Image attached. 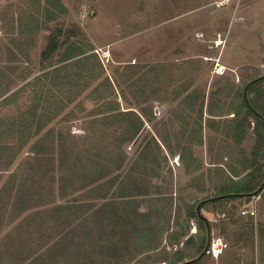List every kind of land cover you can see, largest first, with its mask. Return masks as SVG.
I'll list each match as a JSON object with an SVG mask.
<instances>
[{
  "label": "rangeland",
  "instance_id": "obj_1",
  "mask_svg": "<svg viewBox=\"0 0 264 264\" xmlns=\"http://www.w3.org/2000/svg\"><path fill=\"white\" fill-rule=\"evenodd\" d=\"M60 1L65 12L58 14L55 21L48 22L47 27L53 23V28L58 27L61 30L60 37L65 38L69 35L72 40H79L84 36V41L88 40L92 44L94 51L103 61L105 67L102 77L107 74L113 77L117 62L125 64L137 59L151 68V80H155L154 86L130 87L128 84H115V96L120 98L121 110L133 108L142 114L143 108L146 112H151L154 118L152 122L144 121L134 141L125 145L124 149L129 157L134 158L136 152L146 145L151 148L150 152L154 153L155 149L151 142L152 138L159 137L154 136L158 135L157 133L171 144L172 149L178 142L186 145V140L192 137L187 123L191 128L195 123L197 126L201 120L196 113L197 108L203 105L204 111L203 144L194 147L197 162L199 166L201 165L200 169L193 171L192 167H187L186 163L189 162L190 157L185 159V164H180L177 154L172 155L170 151L167 153V149L164 151L161 147L162 152L164 151L167 155V161L170 160L162 172L166 171L169 176L173 174L175 182L169 189H174V195L169 194L161 201H156L155 198L154 201L136 198L138 207L136 212L131 213L135 219L128 226L132 232H129L125 225L124 229L119 227L121 225L116 227L113 222L114 227L110 232H107L108 226L104 228V233L99 232L98 237H95L96 231H93V238L88 241L96 247L95 251L91 249V252L98 254L99 259L103 256L102 254H105L106 258L115 259L119 256L125 263H129L140 244L144 245L141 238L144 234L141 231L137 232L138 230L134 231V224L138 226L143 224L146 229L148 226L151 233L147 237L148 243L154 240L158 246L154 252H145V255L135 259L132 264H161L163 259L169 264H174L177 263L174 255L179 251L183 257L187 258L185 260L196 258L200 254L196 253L193 247L194 245L197 247V232H192L199 228V220L187 221L185 229L189 230L185 236L177 240L173 238L178 232L175 234L172 232L178 230V224L183 221V209L186 206L195 207L200 200L216 194H219L217 197L236 195L238 193H222L229 189H236L241 183L247 181V165L245 167L243 162L249 158L248 153L255 140L253 131L255 120L251 117L245 120L249 124L245 127V137L240 143L234 141V145L232 136L235 129L228 128V122L233 119V113H228L235 108V102H240L244 83L254 75L264 74V0ZM44 3V0H41V4ZM16 6H23V10L28 8V11L35 13L32 0H0V19L6 18L10 7ZM8 25L9 22L6 23V26ZM48 32L42 31L39 34V48L45 41L42 37ZM220 37L222 42L218 43L217 39ZM226 84L234 85L229 95L224 92ZM190 92L196 95L195 106L188 105L192 104L186 99ZM234 92L237 93L235 100L232 99ZM84 95L83 108L86 113L90 110H101L99 102L92 101ZM146 95L154 96L159 102H148L137 106L136 104ZM163 100L168 102L163 104L161 102ZM210 107L214 112L220 111L225 114L221 116L223 119L215 118L216 120L212 121L206 118ZM244 113L245 110L236 117L238 121H243ZM212 124L215 125L216 131L209 129V125L212 126ZM65 125L69 126L76 136L80 134L78 125L74 122H66ZM72 126L76 128L71 129ZM137 159L136 157V161ZM212 162H219L222 171L220 168L214 169ZM219 173L225 176L222 175V177L218 175ZM230 178L240 180L238 181L240 184L238 182H234L237 186L231 184L233 181L231 182ZM221 182L229 186L219 188L216 193V187ZM170 197H172V206L168 207L167 202ZM64 202L59 201L60 204ZM155 208H160V211L154 210ZM201 208V214L206 217L209 228L211 229V225H217V229L218 226H225L224 224L229 222L221 216L225 210L229 211L231 219L243 218L240 211L247 208V197L220 198L204 203ZM168 211L171 212V216L168 215ZM138 213L141 217L136 216V218L135 214ZM158 213L163 214L158 215ZM178 213L182 214L181 218L177 216ZM42 220L44 222L42 221L40 226L39 222L35 221L34 227H42L37 230L45 231L44 240L61 229L54 221H47L49 219L46 218ZM75 226L76 224L70 229ZM25 227L30 232L26 234L27 241L24 246L37 245V241L31 240V237L36 236L32 235V232L36 231L35 228L26 224ZM228 227L230 228L231 225ZM116 228L119 231H115ZM233 230H235L234 227H231L230 232L235 235L230 236L233 242H229L225 252L221 251L222 253L216 256L219 261L225 260L230 253L233 254L235 261H238L246 250L243 248V242L238 243V232ZM67 232L68 230H65V233ZM81 233V230H74L69 233V236L63 235L60 240L50 243L41 250L40 255H44L45 259L47 254L51 257L54 255L56 260L62 263L67 262V256L60 260L56 255L59 254L61 247H64L65 253H69L74 243L76 245L84 239ZM113 234L116 237L114 243L111 240ZM36 238L38 239L37 236ZM187 238L189 241L184 243ZM212 239L210 230V244L217 241V238L215 241ZM98 243L104 249H98L100 246ZM69 244H71L70 247H68ZM215 247H220L219 243L215 244ZM212 258H214L213 255L206 252L189 264H203V262L208 264Z\"/></svg>",
  "mask_w": 264,
  "mask_h": 264
},
{
  "label": "crops",
  "instance_id": "obj_2",
  "mask_svg": "<svg viewBox=\"0 0 264 264\" xmlns=\"http://www.w3.org/2000/svg\"><path fill=\"white\" fill-rule=\"evenodd\" d=\"M39 2L40 7L35 9L37 3L33 1L35 13L28 11V8L23 10V6L10 7L7 17L3 18V20L0 19V152L9 154V159L15 154L11 165L6 166L4 163L5 159L2 162L0 161V168L7 169V171L1 173L2 175L0 177V264H18L21 261L23 262L22 264H132L135 259L145 255V252L149 253L155 251L158 245H156L154 240L150 243H148V239H146V241L144 240V245L140 244L139 249H137V252L133 255L129 263H125L123 258L119 256L115 259L106 258L105 254H102L103 257H101L100 260L95 253L91 252V249H95L96 245L86 240L80 241L76 245H74V243L69 253L63 251L64 247L59 249V254L57 253L56 256H59L60 260H63L64 256H67L68 260L65 263L56 260L54 255L51 257L50 254H47L46 259L44 255L39 256L42 251L30 259L25 255L27 249H33L37 247V245L24 246V241H27L26 234L30 231L25 227V224L28 225L27 222H22L28 214L44 209L45 207L24 210L18 213L19 215L16 211H13L11 203L12 194L10 188L6 187V185H11V182L8 181L10 172L21 162H24V167H33L36 170L44 168L45 160L43 157L38 158L37 152H44L45 150L47 152H58L60 149L59 134L61 129L68 128L69 132L76 136L74 132H71L72 130H70V127L65 125L66 122H74L78 125V131H80L79 135L84 134L82 130V120L86 115L91 113L92 110L87 111V113L85 112L83 108V95L86 93L84 95L85 97L90 98L92 101L99 102L101 110H104V105L110 101L111 105H114L115 108H119L120 111L132 112L135 125L138 127L134 139L141 131L144 121L147 120L152 122L154 119L152 113L146 112L143 108L141 109L142 114L133 108L121 110L119 107L121 104L120 98H116L115 96V84H128L130 87L154 86L155 80H151V68L149 66L146 67L144 63L137 59L130 60L125 64L117 62V64H115L117 66H115L113 77L109 76V74L102 77L105 66L100 56L94 51V48L83 55L66 60L62 59L66 50L68 52L70 44L85 42L84 36L79 40H72L69 38V35L65 38L63 36L60 37L61 30H59L58 27L53 28V23H50L47 27V23L55 21L58 15L53 19L46 20L42 11V6L44 4H41V0ZM8 22L9 25L6 26ZM42 31L49 32L42 37L45 41L42 47L39 48L38 37L40 38L39 34ZM86 42L91 44L88 40ZM89 53L95 54V57L90 59L85 58L84 56ZM93 61L99 62L100 65L93 68ZM101 84L104 86H101ZM108 92H110V95L107 99H100L98 97V95L100 96ZM147 95L136 105L139 106L143 103H154L158 101L154 96ZM61 100L62 103H60ZM166 101L167 100H163L161 102L166 104ZM60 105H64L62 110H60ZM69 106H71V108H69ZM203 115L204 111L202 110L201 120L197 126L195 123V126L193 125L191 128L190 124L187 123L192 137L186 140V145L178 142L172 149L171 144H168V141L159 133H157L158 135H154L155 137H159L152 138L151 145L154 146L155 153H158L161 161L160 165H157L158 171L154 173H151L149 170L151 169L150 165L152 162L150 160H141V155L145 153L148 155L152 154L150 152L151 148L146 145L136 152L137 154L134 158H131L127 155L124 147L126 144L133 142L134 139L122 145V150L126 153L128 159L122 171H118L116 174L121 172L120 174L122 177L126 174L127 170L133 168L135 164H137L138 170H140L133 172L131 182L124 184L126 186L125 188L130 186V190L132 191L134 190L133 187L135 183L136 185L140 184V182L137 183V181L145 180L143 191H139L137 195L131 197L133 200L131 204L133 209L132 212H136V208L138 207L135 201L136 198L152 199L153 201L155 198L156 201H161L169 194L174 195V189H169L175 182L173 174L169 176L166 171L162 172L166 163H168V161L170 162L169 159L167 161V155L164 152L166 151L165 149H167V153L170 151L172 155L177 154L180 164H185V159L190 157L189 162L186 163L187 167H192L193 171H198L200 169L201 165L199 166L197 162L198 158L194 154V147L203 144ZM206 118H210L212 121H215V118L221 120V118L210 116L209 114ZM209 126L211 131L217 130L214 124ZM73 128H76V126L71 127V129ZM161 147L164 149L163 152ZM152 152L154 151L152 150ZM136 157L138 161H136ZM212 165L214 169L218 170V168H220L219 162H212ZM141 169L148 170L144 172L141 171ZM169 172L171 173L172 171ZM120 178L116 182V185L120 183ZM134 181L136 182L133 183ZM162 182L164 183L160 184ZM114 190L117 191L116 187H114ZM251 193L252 192L247 193L246 196L231 194L234 196L247 197V208L242 209L245 210L246 213L242 214V211H240L243 218H238L237 220L231 219L229 217V211L225 210L221 216L224 217L225 221L229 222H226V224H224L225 226H218L217 229V225H211V229L209 228L213 237L212 240L215 241V238H217V243H219V246L222 248L221 251L225 252L226 249H228L229 242H233L230 236L235 235L230 232V228L234 227L235 230L233 231L236 233L238 232V243L243 242V248H246L244 254L238 261H235L231 253L225 260L223 259V261H219L218 257L213 256L214 258L210 259L208 264H264V186L260 191H256L254 194ZM216 195L210 198H204L200 200L201 202H198L200 203L199 213L201 216L205 217L201 214V207L204 203L230 196L224 195V197H217ZM71 197L72 196H70V198ZM58 200L57 198L56 203H52L46 207L59 204ZM107 200L109 201L111 198ZM112 200L117 202V200H124V198L115 197ZM167 203L168 207L172 206V197L169 198ZM156 209L160 211V208H155L154 210ZM189 210H194L197 217L203 220L197 214L196 206H186L183 209V221L178 224V230L172 232V234L181 231L187 232L189 230L185 229L187 224H185L186 222L184 221ZM251 211H253V214H251ZM168 213V215L171 216V212L168 211ZM91 214L92 210L86 215L92 217ZM159 214L160 213H158V215ZM180 215L182 214H177L179 218L182 217ZM137 216H139V214ZM192 219L194 218H191L189 221ZM228 225H231V227L229 228ZM106 226L109 228L107 232H110L114 224L112 222H106L100 227L99 232L104 233L103 231ZM16 227L17 232L13 234V229ZM37 228L42 229V227ZM70 228L67 230L70 231ZM77 228V226L72 228V231ZM91 228V226L84 227L83 231ZM148 231L150 230L148 229L147 233ZM205 231L207 242V230L205 229ZM196 232L195 230V232L192 233ZM217 233L218 235H216ZM33 239L37 241L36 236L31 238V240ZM111 240L112 243L116 240L114 234ZM70 245L71 244H69L68 247H70ZM98 245H100V243H98ZM148 245H152L153 249ZM102 248L101 245L98 246V249ZM141 248L144 249V251H142ZM165 258L167 259V257ZM185 259L174 264H180L186 261ZM167 262L168 261L163 259L161 264H169Z\"/></svg>",
  "mask_w": 264,
  "mask_h": 264
},
{
  "label": "trees",
  "instance_id": "obj_3",
  "mask_svg": "<svg viewBox=\"0 0 264 264\" xmlns=\"http://www.w3.org/2000/svg\"><path fill=\"white\" fill-rule=\"evenodd\" d=\"M33 1L37 3V7L35 9L39 8L40 0ZM44 2L42 11L46 20L53 19L58 14L65 12V8L60 0H44ZM91 50H93L91 44L87 42H75L69 45L68 52L66 50L62 59H71L73 57L83 55ZM84 57L90 59L95 57V54L89 53ZM99 65V62H92L93 68ZM258 76L260 75L252 76V78L248 79L247 82L244 83V86ZM262 76L263 77L258 80L252 81L248 85L246 91L248 102L257 114H254L251 109L247 108L242 98V93L240 95V102H235V108L232 109V112L228 113H233V119L228 122V128L234 127L235 129L232 136V143H234V141L237 143L243 141L245 137V127L249 126L245 120H248L249 117L255 120L253 126L255 140L249 150V158L247 161L244 160L243 162L245 167L247 165V181L240 184L238 182L240 180L230 178V181H233L231 184L238 182L240 186L233 190L229 189L227 192L222 194H226L228 192L250 193L257 190L264 181V74H262ZM101 86L104 85L101 84ZM233 87L234 85L226 84L224 92L229 95V93L233 90ZM109 95L110 92L101 94L100 96L98 95V97L100 99H107ZM235 95H237L236 92H234L232 99L235 98ZM186 99L189 100L188 103L192 102V104L188 105L195 106L196 95L194 92H190L186 96ZM60 103H62V100ZM63 107L64 105H60V110H62ZM103 108L104 110L100 111L92 110V112L86 115L82 120V130L84 131L83 135L75 136L69 132L68 128L61 129L59 134L60 149L57 155V152L55 151L47 152L45 150L44 152H37L38 158L43 157L45 160L44 168L36 170L33 167H24V162H21L10 172L8 181L11 182V185H6V187L10 188L12 194L11 203L13 211H16L18 214L24 210L45 207L44 209L28 214L22 223H25L26 220L28 226H32L35 225V221H38L40 226L43 221L42 218H46L49 219L47 221H54V223L59 225L61 228L56 234L50 235L48 239L44 240L45 231L40 232L37 230V227L39 226H33L35 230L38 231L32 232V235L35 234L38 237L37 247L27 249L25 255H27L28 259L35 256L50 243L60 240L63 235L69 236V233L72 232L73 229L70 231L68 230L67 233H65V230L75 224L80 229L74 230L82 231L81 235L84 238L82 241H88L90 238H93V231H96L94 232L96 233L95 237L99 236L100 227L103 226L105 222H113L116 227L121 225L119 226L120 228L124 229L126 226L128 229L132 220L135 219L134 215H131L133 210L131 206L133 200L131 197L133 195H137L139 191H143L145 180L137 181V183L140 182L138 185H136V181H134V190L131 191V187L128 186L125 188L126 186L124 184L131 182L133 172L140 171L138 170L137 164H135L133 168L127 170L126 174L122 177L120 174L121 172L117 174L116 172L122 171V168L128 159L126 153L122 150V145L134 139V136L138 131V127L135 125V119L132 117V112H122L119 108H115L114 105H111L110 101H108ZM197 109L199 119H201L203 105H200ZM243 110H245L243 115V121L245 122L238 121V118H236ZM209 115L221 118V116L225 114H222L220 111L214 112L210 107ZM8 155L9 154L7 153L0 152V161L2 162L5 159L4 163L6 166L11 165L14 159L13 157L15 156V154H13V156L10 157L11 159H9ZM54 155L56 156L53 157ZM159 157V155H155V152L150 155L147 153L141 155V159L145 158V161L150 160L152 162L150 165L151 169H149L151 173L158 171L157 165L159 166L161 162ZM147 170L141 169V171L144 172ZM220 170L222 171L221 168ZM5 171H7L6 168H0V177L2 175L1 173ZM218 175L225 176L221 173ZM119 178L120 183L116 185ZM228 186L229 184L221 182V184L217 187V192L219 188H227ZM235 186H237V184H235ZM114 187H116L117 191L114 190ZM218 195L219 194L216 196ZM70 196L72 197L70 198ZM115 197L124 198V200H117L116 202L115 200H112ZM227 197L235 196L230 195ZM57 198L59 201L61 200L65 202L63 204L59 203L51 207H46L47 205L55 203ZM109 198H111V200L108 201L107 199ZM91 210L92 217H89V215L86 214ZM138 214H135V217ZM139 217H141L140 214ZM191 218L199 219L200 222L199 228L197 229V247L196 245L193 246L195 247L196 253H200L206 242V231L204 229L205 225L203 220L197 217L194 210L188 211L187 217L184 221L187 222ZM89 226L92 228L83 231L84 227ZM17 227L13 229V234L17 232ZM148 229V226L146 229L143 224L140 226L134 224L133 228L134 231L138 230L137 232L141 231V233L144 234L141 237L143 242L144 240L146 241L147 237L150 235L149 231L147 233ZM116 230L119 231L118 228H116ZM128 231L132 232L129 229ZM204 231L205 234H203ZM185 234L186 231L178 232L177 236L173 239L177 240ZM188 241L189 238H187L184 243H187ZM148 246L153 249L152 245ZM141 250L144 251L142 248ZM96 256L98 257V254H96ZM174 256L177 259L176 262H180L186 258L180 254V251L176 252ZM193 257L194 256H192V258ZM22 263L23 262L21 261L18 264Z\"/></svg>",
  "mask_w": 264,
  "mask_h": 264
},
{
  "label": "water",
  "instance_id": "obj_4",
  "mask_svg": "<svg viewBox=\"0 0 264 264\" xmlns=\"http://www.w3.org/2000/svg\"><path fill=\"white\" fill-rule=\"evenodd\" d=\"M261 77H263V76H258V77H256V78H254L253 80H251L250 82H248V84H246V85L243 87V90H242V98H243V100H244V102H245L247 108L251 109L252 112H254V114H257V113H256L255 110H253V109L251 108V106H250V104H249V102H248V98H247L246 91H247V87H248V85H249L252 81H256V80H258V79L261 78ZM263 186H264V181L262 182V184L260 185V187H259L256 191H260V190L263 188ZM256 191H255V192H256ZM255 192H252V193L254 194ZM252 193H251V194H252ZM230 195H231V194H230ZM236 195H243V196H246L247 193H241V194H236ZM222 197H224V196H222ZM199 206H200V203H198L197 206H196V212H197V214L199 215V217H201V218L203 219V221L205 222V224H206V230H207V242H206V244H205V246H204L202 252H201L196 258H193V259H190V260H186V261H184V262H182V263H180V264H188V263L194 262L195 260L199 259L204 253H206V250H207V248L209 247V244H210V239H209V236H210V230H209L208 222H207V219H206L205 217H203V216L200 215V213H199Z\"/></svg>",
  "mask_w": 264,
  "mask_h": 264
},
{
  "label": "built area",
  "instance_id": "obj_5",
  "mask_svg": "<svg viewBox=\"0 0 264 264\" xmlns=\"http://www.w3.org/2000/svg\"><path fill=\"white\" fill-rule=\"evenodd\" d=\"M218 43H221L222 42V39L221 37L217 39ZM242 214L246 213L245 210H242L241 212ZM251 214H253V211H251ZM217 245V241L211 243L209 245V247L207 248L206 252L207 253H211L213 256H218V254L221 252V247H215V244Z\"/></svg>",
  "mask_w": 264,
  "mask_h": 264
}]
</instances>
